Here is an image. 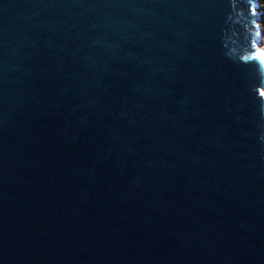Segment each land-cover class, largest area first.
I'll list each match as a JSON object with an SVG mask.
<instances>
[{"label":"water","instance_id":"obj_1","mask_svg":"<svg viewBox=\"0 0 264 264\" xmlns=\"http://www.w3.org/2000/svg\"><path fill=\"white\" fill-rule=\"evenodd\" d=\"M259 1L0 0V264H264Z\"/></svg>","mask_w":264,"mask_h":264},{"label":"rangeland","instance_id":"obj_2","mask_svg":"<svg viewBox=\"0 0 264 264\" xmlns=\"http://www.w3.org/2000/svg\"><path fill=\"white\" fill-rule=\"evenodd\" d=\"M258 11H259V12H262V11H264V10H258ZM260 17H263L262 20L264 21V15H263V14H260ZM260 25H261V30L264 31V30H263V28H264V24L262 23V21L260 22ZM259 40H260V44H261L260 47H261V48H264V34L261 35V37H260Z\"/></svg>","mask_w":264,"mask_h":264},{"label":"clouds","instance_id":"obj_3","mask_svg":"<svg viewBox=\"0 0 264 264\" xmlns=\"http://www.w3.org/2000/svg\"><path fill=\"white\" fill-rule=\"evenodd\" d=\"M251 14L253 15V16H256L257 15V12H256V7H255V5H253L252 6V9H251ZM252 23L256 26L258 23L254 20V21H252ZM257 28H259V27H257ZM258 34V33H257ZM259 71H260V68H259Z\"/></svg>","mask_w":264,"mask_h":264},{"label":"trees","instance_id":"obj_4","mask_svg":"<svg viewBox=\"0 0 264 264\" xmlns=\"http://www.w3.org/2000/svg\"><path fill=\"white\" fill-rule=\"evenodd\" d=\"M259 10H264V0L259 1ZM262 23H264V21ZM263 30H264V28H263Z\"/></svg>","mask_w":264,"mask_h":264},{"label":"snow or ice","instance_id":"obj_5","mask_svg":"<svg viewBox=\"0 0 264 264\" xmlns=\"http://www.w3.org/2000/svg\"><path fill=\"white\" fill-rule=\"evenodd\" d=\"M261 58H264V55H262V57Z\"/></svg>","mask_w":264,"mask_h":264}]
</instances>
